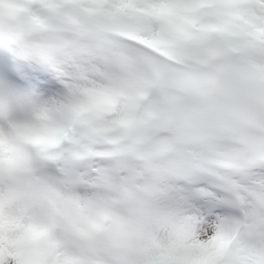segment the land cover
Listing matches in <instances>:
<instances>
[{
  "label": "snow or ice",
  "instance_id": "1",
  "mask_svg": "<svg viewBox=\"0 0 264 264\" xmlns=\"http://www.w3.org/2000/svg\"><path fill=\"white\" fill-rule=\"evenodd\" d=\"M26 5L64 38L35 58L0 42V77L56 100L0 128V264H94L77 242L129 198L118 264H264V0ZM97 98L117 100L107 123Z\"/></svg>",
  "mask_w": 264,
  "mask_h": 264
},
{
  "label": "clouds",
  "instance_id": "2",
  "mask_svg": "<svg viewBox=\"0 0 264 264\" xmlns=\"http://www.w3.org/2000/svg\"><path fill=\"white\" fill-rule=\"evenodd\" d=\"M26 6V0H0V42L11 45L21 57L35 58L34 30L31 20L24 11ZM38 111L32 115L34 123ZM15 129L10 127L7 130ZM7 152L6 140H0V153L6 158ZM5 167H9L7 163ZM132 228L133 219L128 211L116 206L103 224L89 227L87 234L77 242V248L91 261L118 253L129 244Z\"/></svg>",
  "mask_w": 264,
  "mask_h": 264
},
{
  "label": "bare ground",
  "instance_id": "3",
  "mask_svg": "<svg viewBox=\"0 0 264 264\" xmlns=\"http://www.w3.org/2000/svg\"><path fill=\"white\" fill-rule=\"evenodd\" d=\"M161 11L165 14H172V13H169L168 10H161ZM33 15L36 19L40 20L41 22H49L51 19L50 14L45 9H34ZM67 36L68 35L65 34V37H67ZM33 38H34V41L36 43V50L37 51H43L45 49V47L48 44H50L53 40H59V39H62L64 37H61L55 31L43 30V31H33ZM71 38L75 39L74 36H71ZM34 62L37 63L38 66L42 67V65L40 64V62L38 60H36ZM129 85L133 86L132 84H129ZM130 90H133V89H130ZM55 102H56L55 97H46L43 94H41V95L37 96V98L35 100H33V103H32L33 111L34 112H36L37 110L40 111L41 108L42 109L45 108L46 106L49 105V103H55ZM108 117H110V116L104 115V116L97 118V119H99L100 121H102L104 123H107L106 118H108ZM16 121H17V117L15 115L10 116L7 120L0 119V128L7 130L10 127H12V123H14ZM128 124H131V122H129ZM126 210L128 211V213L132 217L133 224L136 222L138 216L142 214V208L135 201L134 198H129L127 200ZM132 243H134V235H131L129 244L125 247L126 249L123 251L122 255L119 258L109 259L108 262H105L103 260H99L98 261L99 263H97V262L93 261L94 264H110L113 260H116V261H114L112 264H118V261L121 258L130 256L133 253L136 244L133 247L129 248L130 245H132Z\"/></svg>",
  "mask_w": 264,
  "mask_h": 264
},
{
  "label": "rangeland",
  "instance_id": "4",
  "mask_svg": "<svg viewBox=\"0 0 264 264\" xmlns=\"http://www.w3.org/2000/svg\"><path fill=\"white\" fill-rule=\"evenodd\" d=\"M140 216V215H139ZM138 216V217H139ZM134 225V224H133ZM132 234L131 235H134V243H132V245H130V247L129 248H131V247H133L135 244H136V242H137V240H138V234H137V232L136 231H134V229L132 228ZM126 248H124L122 251H120V252H118V253H114V254H111V256L113 257V259H115V258H118L119 256H121L122 255V253H123V251L125 250ZM100 258H104V256L103 257H100Z\"/></svg>",
  "mask_w": 264,
  "mask_h": 264
}]
</instances>
